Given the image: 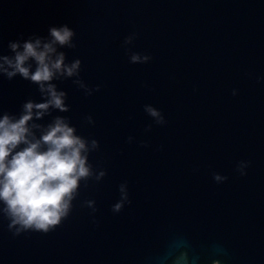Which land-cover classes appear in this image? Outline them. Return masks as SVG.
Returning a JSON list of instances; mask_svg holds the SVG:
<instances>
[{"label":"water","instance_id":"95a60500","mask_svg":"<svg viewBox=\"0 0 264 264\" xmlns=\"http://www.w3.org/2000/svg\"><path fill=\"white\" fill-rule=\"evenodd\" d=\"M62 23L77 31L69 59L82 57L84 79L103 87L86 95L74 78L55 81L71 107L39 122L67 116L99 138L92 159L108 172L86 181L48 232L16 234L0 213V264H149L173 231L198 250L223 242L228 264H264V0H0V55ZM130 51L152 58L132 63ZM30 99H45L37 83L0 73V115L20 114ZM148 102L167 124L152 121ZM241 160L251 162L246 175ZM217 171L228 180L216 183ZM125 179L133 203L114 213Z\"/></svg>","mask_w":264,"mask_h":264},{"label":"clouds","instance_id":"9594fccd","mask_svg":"<svg viewBox=\"0 0 264 264\" xmlns=\"http://www.w3.org/2000/svg\"><path fill=\"white\" fill-rule=\"evenodd\" d=\"M77 31L69 23L54 24L47 37L36 36L10 44L14 54L0 55V73L9 78L22 75L39 85L42 101L27 100L20 114L4 112L0 115V213L9 220V228L16 234L28 230L48 232L69 216L74 201L80 195L83 184L90 178L101 180L107 168H97L92 154L101 148L99 138L83 135L67 116L57 115L46 124L39 121L53 108L68 111V92L55 82L62 78H74L86 95L99 91L103 85L94 86L82 76L84 61L80 56L69 59L66 48H76ZM136 34L125 37V45L131 44ZM151 55L130 51L132 63H146ZM264 82V74L257 76ZM238 90L233 89V94ZM144 111L158 125L167 124L164 110L148 102ZM88 121L95 124L90 114ZM153 123L146 125L151 130ZM129 134V143L136 141ZM141 144L147 141H139ZM250 161L241 160L237 165L241 175L247 174ZM216 183H223L228 176L214 172ZM119 196L112 204V211L120 213L133 203L130 182L119 183ZM93 212L97 202L90 198L85 202ZM229 250L223 242L202 244L198 250L189 234L173 231L163 245L150 257L149 264H228Z\"/></svg>","mask_w":264,"mask_h":264}]
</instances>
